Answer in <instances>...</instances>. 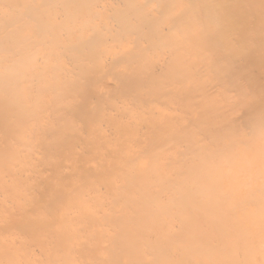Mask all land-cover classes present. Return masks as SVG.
<instances>
[{
	"label": "bare ground",
	"instance_id": "obj_1",
	"mask_svg": "<svg viewBox=\"0 0 264 264\" xmlns=\"http://www.w3.org/2000/svg\"><path fill=\"white\" fill-rule=\"evenodd\" d=\"M0 264H264V0H0Z\"/></svg>",
	"mask_w": 264,
	"mask_h": 264
}]
</instances>
